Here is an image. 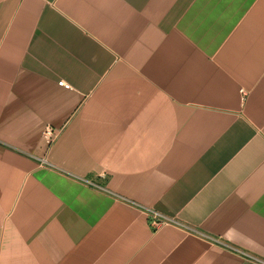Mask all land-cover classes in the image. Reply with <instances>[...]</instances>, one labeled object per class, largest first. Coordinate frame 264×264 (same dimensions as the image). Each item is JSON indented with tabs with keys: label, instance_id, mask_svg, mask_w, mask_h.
<instances>
[{
	"label": "crops",
	"instance_id": "crops-1",
	"mask_svg": "<svg viewBox=\"0 0 264 264\" xmlns=\"http://www.w3.org/2000/svg\"><path fill=\"white\" fill-rule=\"evenodd\" d=\"M0 264H264V0H0Z\"/></svg>",
	"mask_w": 264,
	"mask_h": 264
},
{
	"label": "built area",
	"instance_id": "built-area-1",
	"mask_svg": "<svg viewBox=\"0 0 264 264\" xmlns=\"http://www.w3.org/2000/svg\"><path fill=\"white\" fill-rule=\"evenodd\" d=\"M59 84L66 87V88L72 87L71 84H69L63 80L60 81ZM241 93H242L243 98H244V96L246 95V90L244 88H242ZM59 132H60V130L57 128H54L50 125L46 126L44 131H43V137H44L45 142L48 145H51L57 139ZM150 214L152 216L151 225L154 227H159L163 224H169V223L173 222L172 219H170L166 216H163L157 212H150Z\"/></svg>",
	"mask_w": 264,
	"mask_h": 264
}]
</instances>
